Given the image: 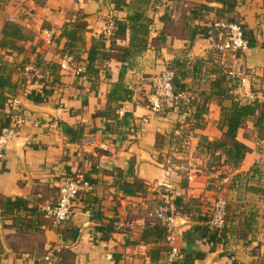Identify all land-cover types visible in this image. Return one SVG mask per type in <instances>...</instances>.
<instances>
[{"label":"crops","instance_id":"obj_1","mask_svg":"<svg viewBox=\"0 0 264 264\" xmlns=\"http://www.w3.org/2000/svg\"><path fill=\"white\" fill-rule=\"evenodd\" d=\"M139 4L0 0V129L5 117L18 114L0 164V264H58L55 256L44 259L54 249L61 250L63 264H171L167 244L157 245L153 255L156 247L144 232L149 211L164 203L161 190L193 199L199 214L209 213L219 195H235L229 188L233 174L254 163L264 174V155L249 122L237 132L248 151L240 167L220 181H213L218 170L207 172V156L197 147L202 135L222 136L217 121L228 100L214 93L217 80L242 101L264 99V0H235L231 12L219 0H147L138 10ZM201 4L207 9L194 13ZM135 11L142 17L138 23L146 24L144 33L127 27L88 61L108 16L127 20ZM228 18L245 24L256 41L235 60L213 46L226 36L215 24ZM78 25L81 39H68ZM140 47L138 53L124 52ZM62 56L83 71L61 69ZM169 67L184 71L182 93L192 101L187 112L147 107L153 78ZM229 67L247 81L234 84ZM124 89L128 98L122 97ZM197 106L205 110L201 126L187 120ZM77 172L87 176L89 188L70 216L55 223L41 206L55 203L60 185ZM133 176L144 192L124 195L118 180ZM255 200L253 228L244 229L239 217L235 235L213 248L194 231L196 216L175 214L174 244L194 256L192 264H264V195ZM110 224L113 230H98Z\"/></svg>","mask_w":264,"mask_h":264},{"label":"trees","instance_id":"obj_2","mask_svg":"<svg viewBox=\"0 0 264 264\" xmlns=\"http://www.w3.org/2000/svg\"><path fill=\"white\" fill-rule=\"evenodd\" d=\"M118 4H123L124 0H115ZM140 4L136 7V9L141 8V6H145L147 0H135ZM179 1V0H176ZM225 6V9L228 12H231L235 5V0H219ZM203 9H207L205 5H196L192 11L197 13ZM139 10V9H138ZM113 21V29L109 32H101L98 34L96 41H94L90 47L88 52V61L93 60L96 57V54L101 52L99 49L101 45L106 42H111L112 38L117 35L123 33L127 30V27H130L134 30H139L144 33L145 30H142V27L146 25L145 23H138L142 17L140 14L135 11L133 15L128 16L127 20H118L117 18L109 16ZM227 23L236 22L240 25L244 38L248 42V46L252 47L255 45V36L251 29H249L245 24H242L239 21H232V19H227ZM138 24V27H136ZM144 24V25H143ZM134 27V28H133ZM216 28V27H213ZM81 29L78 25L76 29L70 34H67L68 39L70 40H78L81 39L77 35V30ZM222 29V28H218ZM225 33V29H222ZM213 33L216 34V29L213 30ZM212 33V34H213ZM15 35L14 28L10 26V33ZM163 37V36H162ZM189 38L193 39V36L189 35ZM132 50V51H131ZM142 48H129L125 49L124 52L128 53H138ZM217 51V50H216ZM238 56V55H237ZM174 78H173V88L176 93H182L185 90V85L182 83L181 79L183 78L184 71L180 68L173 69ZM71 70V69H70ZM80 74V73H77ZM225 75V74H224ZM221 80V79H220ZM217 80L213 87L214 93L220 97H224L228 100V103L222 105L221 114L217 121L218 128L222 131V136L213 140H209L206 136H200L197 142V147L200 150V154H205L207 156L206 159V170L207 172H213L214 174L218 170L217 176H213V181L222 180L227 176L230 171H235L240 167L242 160L244 159L248 148L245 144H243L237 138V132L240 128L244 127L246 123H250L252 126V130L254 131V136L259 142L258 144V152L264 155V99H260L259 97L254 96L250 100L242 101L238 96H232L229 94V89L231 90V86L228 87L226 92L221 87V81ZM238 81V78L235 79L234 84ZM263 97H264V90ZM123 98H128L130 96V91L128 89L123 90ZM229 94V95H228ZM40 96L38 94H34ZM41 99V97H40ZM7 104L10 105V108L15 111L17 107L12 100H7ZM192 105V101L179 99L174 103L171 107L165 109L170 110L171 108L177 107L180 112H187L190 106ZM205 110L201 106H197L196 110L193 113H189L187 120L191 119L197 123L195 125L201 126V121L203 120V114ZM17 113H12L9 120L6 119L2 122L1 129L3 128H13L18 124ZM186 116V115H185ZM191 116V117H190ZM10 120L13 122L10 124ZM0 129V130H1ZM69 131V130H68ZM69 134V132H68ZM185 135V134H184ZM78 173V172H77ZM77 173L73 176L75 177ZM132 171L128 172V175L131 174ZM84 175V174H83ZM119 176V175H118ZM264 174L261 172V165L259 163H254L250 170L247 172H236L232 175L231 182L229 183V188L231 191L235 192V195L230 199H226V207H225V215L223 219V223L219 227H214L210 225V219L212 215V210L209 213H200V208L194 204V200L186 201L181 195H171L168 190H161L159 195L164 200L163 204L168 207L169 214L175 215L180 214L186 217L196 216V220L200 223L194 226V231L198 233L205 242L211 244L212 248L215 244L225 243L229 236H233L236 233L237 229V219L242 217L243 223L242 227L244 229H252L255 223V217L257 215V207L255 203H252L255 199H261L264 195ZM70 177V178H73ZM119 179V178H118ZM84 180L88 183L90 180L87 176L84 175ZM117 188L124 195H135L144 192L143 182L133 176L132 181H128L120 177L117 183ZM255 200V201H257ZM76 201V200H75ZM246 201V203H245ZM251 201V203H248ZM75 203L73 204L74 207ZM153 209L149 212L151 213ZM43 212V211H42ZM44 214V213H43ZM197 214V215H196ZM150 224H147L144 232L146 235L150 237L149 242L154 244L156 248H154L153 255L158 252L160 243L167 244V252L170 250V243L166 239L167 229L166 227L155 217H150ZM114 227L112 224L107 226H99L98 230L101 232L111 231ZM55 258H58V264H63V257L61 255V250L54 251ZM194 260V256L192 254L179 252L178 258L173 261L171 264H192Z\"/></svg>","mask_w":264,"mask_h":264},{"label":"built area","instance_id":"obj_3","mask_svg":"<svg viewBox=\"0 0 264 264\" xmlns=\"http://www.w3.org/2000/svg\"><path fill=\"white\" fill-rule=\"evenodd\" d=\"M215 26L225 29V38L220 43H215L213 46L219 53H228L233 60L237 59L239 53L246 51L249 46L247 40L244 38L240 25L236 22L225 23L219 22ZM113 29L112 19L107 18L105 30L103 32H109ZM214 37L212 34L211 38ZM60 67L63 70H74L76 72H82L83 69L80 66H76L72 63L71 59L67 56H62ZM29 69V68H27ZM229 76L239 79L240 83L244 82L232 68L227 70ZM174 71L171 68H165L159 72L152 80L151 93L148 96L147 107L153 112H161L177 102L179 99H185L183 93H176L173 88ZM15 128H3L0 130V164L2 159L3 149L6 144L14 136ZM89 188V183L84 180V175L78 172L73 178L66 179L59 187V196L55 203L44 204L41 206L43 213L51 218L55 223H61L66 220L73 211V204L80 193ZM226 199L223 196H219L215 199L212 209V215L210 219V225L219 227L223 223L225 215ZM152 217L158 219L167 229L166 239L170 243V250L167 252V260L172 263L178 258L179 248L174 244V238L177 234L176 226L174 223V215L169 214L168 207L165 204L156 206L150 213ZM57 251L58 249H54ZM54 254V253H53ZM52 252H48L44 259L51 261L54 255Z\"/></svg>","mask_w":264,"mask_h":264},{"label":"rangeland","instance_id":"obj_4","mask_svg":"<svg viewBox=\"0 0 264 264\" xmlns=\"http://www.w3.org/2000/svg\"><path fill=\"white\" fill-rule=\"evenodd\" d=\"M239 75H240V74H239ZM239 77L242 78V79L244 80V82L247 81V78H246V77H243V75H242V76L240 75ZM253 136H254V135H253ZM253 136H252V137H253ZM216 185H217V186H216V188H217L219 184H216ZM219 196H222V195H219ZM223 197H224V196H223Z\"/></svg>","mask_w":264,"mask_h":264}]
</instances>
